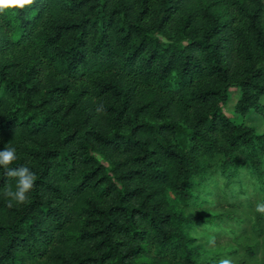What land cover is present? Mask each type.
Here are the masks:
<instances>
[{
    "label": "trees",
    "instance_id": "1",
    "mask_svg": "<svg viewBox=\"0 0 264 264\" xmlns=\"http://www.w3.org/2000/svg\"><path fill=\"white\" fill-rule=\"evenodd\" d=\"M230 88L236 115L264 119V0H34L0 14V149L11 142L13 167L36 176L13 207L0 179V264H233L241 248L255 261L239 236L212 245L231 220L203 207L204 156L220 158L230 200L264 193V133L225 116Z\"/></svg>",
    "mask_w": 264,
    "mask_h": 264
},
{
    "label": "rangeland",
    "instance_id": "2",
    "mask_svg": "<svg viewBox=\"0 0 264 264\" xmlns=\"http://www.w3.org/2000/svg\"><path fill=\"white\" fill-rule=\"evenodd\" d=\"M240 99V91L237 88H230L227 91V99L223 105V113L228 117L234 124L242 125L247 128L254 129L257 134L264 133V119L256 115L253 111H250L245 118L235 114V106ZM264 104V101H263ZM201 161H207L212 168V174L206 177L205 187L209 188L206 191V198L208 204L204 205V208H210L211 217H217V221L223 216H228L231 222L222 225V230L217 233L210 232L211 243L216 244L220 249L230 250L234 244V239L240 237V245L248 246L254 249L256 260L250 262V264H264V224L258 227L257 218L259 213L255 211L256 204L260 201H264V193L258 190V185H248L243 197L236 200H230L231 198L226 197L224 192L225 178L216 170H219L221 165L220 158L215 156H204ZM210 173V172H209ZM245 174L239 173L233 187L238 191V183L242 181V176ZM245 184L248 181V176L244 177ZM263 187V186H262ZM223 191V192H222ZM213 205L209 207L208 205ZM264 223V221H263ZM230 228L231 230H227ZM226 229V230H225ZM224 231H227L225 233ZM195 232L199 236H204L205 232L201 228H196ZM207 234V233H206ZM210 245V246H212ZM247 257L243 248H241V258L233 262V264H241L242 261Z\"/></svg>",
    "mask_w": 264,
    "mask_h": 264
},
{
    "label": "clouds",
    "instance_id": "3",
    "mask_svg": "<svg viewBox=\"0 0 264 264\" xmlns=\"http://www.w3.org/2000/svg\"><path fill=\"white\" fill-rule=\"evenodd\" d=\"M33 2L34 0H0V14L12 9H27ZM10 144L11 142L0 149V171L4 173L0 179L7 178L13 181V183L6 182L2 190L3 196L7 198V206L13 207L26 202L34 187L36 176L27 165L13 167L19 156L16 148ZM255 211L264 214V201L256 204ZM218 264H232V261L230 258H222Z\"/></svg>",
    "mask_w": 264,
    "mask_h": 264
}]
</instances>
